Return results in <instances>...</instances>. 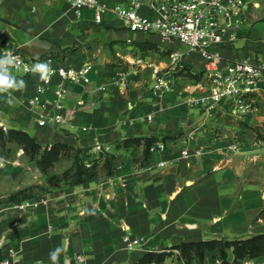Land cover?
I'll return each instance as SVG.
<instances>
[{
	"label": "crops",
	"instance_id": "obj_1",
	"mask_svg": "<svg viewBox=\"0 0 264 264\" xmlns=\"http://www.w3.org/2000/svg\"><path fill=\"white\" fill-rule=\"evenodd\" d=\"M259 2L260 7L246 11L237 41L219 48V67L264 58V0ZM143 12L150 14L147 7ZM6 41L30 59L51 56L58 65L78 67L91 61L97 66L87 90L70 86L72 98L86 99L80 123L95 131L76 136L39 128L25 108L37 81L22 76L15 78L25 82L23 89H10V99L0 96V123L7 130L29 133L44 146L64 142L90 149L93 157L100 153L94 150L100 142L119 160L112 176L102 172L85 184L65 185L62 175L71 160L58 172L54 166L50 178L22 147L10 143V154H0V262L12 250L20 264H133L150 251H172L164 264H207L220 258L216 251L208 252L204 261L186 263L172 248L264 234L261 92L256 94L259 111L253 114H236L232 101L211 110L205 103L190 106L188 98L200 100L209 94L208 61L198 52L154 34L131 32L112 13L97 24L91 10L74 9L63 0H0V50ZM175 51L182 54L184 68L174 72V90L159 96L152 90L154 71H166ZM123 70L129 72L124 95L114 85ZM100 86L107 89L95 90ZM148 114L152 121L144 119ZM128 118L135 122L123 123ZM140 137L157 138L166 150L152 152L143 163L142 146L116 147L122 140ZM234 144L238 150L229 148ZM162 162L166 164L160 166ZM33 186H41L35 195L48 198L47 206L25 212L10 208V195ZM126 232L147 241L128 250ZM253 259L261 262L264 256Z\"/></svg>",
	"mask_w": 264,
	"mask_h": 264
},
{
	"label": "built area",
	"instance_id": "obj_2",
	"mask_svg": "<svg viewBox=\"0 0 264 264\" xmlns=\"http://www.w3.org/2000/svg\"><path fill=\"white\" fill-rule=\"evenodd\" d=\"M74 9H89L93 12L94 21L102 24L107 14H114L131 32L154 34L162 41H177L190 50L198 52L208 61L205 76L209 83V94L203 99L188 98L190 106L206 104L208 110L214 105L226 101L234 103L236 114H253L259 111L256 94L264 95V58H258L256 63L236 61L229 63L226 68L219 67L222 60L219 48L234 44L238 39L239 29L246 22V11L249 7H260V0H126L125 3L112 4V0H63ZM147 7L149 13H144ZM131 42V40H128ZM10 52L17 58L16 64L10 66L13 76H22L36 79L35 92L25 101V108L34 117L39 128L55 132L69 133L82 136L94 132L89 125L81 124L80 118L87 103L83 96L71 97L70 86L74 85L87 90L98 73L97 66L85 62L81 66L56 64L55 58L47 57L43 60H34L26 57L18 47L9 41L4 43L0 50V58ZM182 54L178 51L170 55L171 65L164 71H154L152 90L159 96L174 90L173 77L175 71L184 68ZM38 63H48L54 69L47 81L40 79L38 72L32 68ZM129 72H119L118 80L114 82L118 91L125 94L128 89ZM107 86H100L95 90H106ZM0 96L10 99L9 92L0 93ZM152 121L153 115L145 116ZM134 119H125L123 123L132 125ZM7 130L3 123H0ZM238 150L237 144L230 146ZM97 152H108L109 149L97 142L94 146ZM166 145L157 142L150 148V152L165 151ZM184 156L188 151L184 150ZM166 163H160L164 166ZM123 185L126 186L125 181ZM49 199L45 196L33 197L23 201L11 203L9 206L18 212L37 209L47 206ZM144 236H135L129 232L123 235L126 249L136 250L146 243ZM16 252L3 259L0 264H20L16 260ZM79 261H84L78 256ZM207 264H264L252 258L240 261L216 259Z\"/></svg>",
	"mask_w": 264,
	"mask_h": 264
},
{
	"label": "trees",
	"instance_id": "obj_3",
	"mask_svg": "<svg viewBox=\"0 0 264 264\" xmlns=\"http://www.w3.org/2000/svg\"><path fill=\"white\" fill-rule=\"evenodd\" d=\"M187 74L193 78H198L197 75H193L190 72ZM158 141L159 139L157 138L149 137L128 138L118 142L116 147L127 150L134 148L136 150L137 147L142 146V162L144 163L150 158V148ZM10 143H16L22 147L30 161L35 162L38 168L47 176L56 163L65 159L71 160V167L65 170L62 175V181L65 185L85 184L98 177L102 172H105L107 176H112L116 171V164L119 160V156L110 152H100L98 156L93 157L90 149L76 148L64 142L44 146L25 131L0 129V154L3 157H7L10 154ZM37 189L40 190L41 186L20 190L10 195L7 201L14 203L33 198L36 196L35 190ZM172 249H178L180 257L186 263L191 262L195 258L204 261L206 254L213 251H216V254L220 256L219 259L225 261L229 260L231 255L234 261L246 258L253 259L264 256V234L241 240L213 239L185 242ZM171 254L172 251H150L133 264H164Z\"/></svg>",
	"mask_w": 264,
	"mask_h": 264
},
{
	"label": "clouds",
	"instance_id": "obj_4",
	"mask_svg": "<svg viewBox=\"0 0 264 264\" xmlns=\"http://www.w3.org/2000/svg\"><path fill=\"white\" fill-rule=\"evenodd\" d=\"M16 60L17 58L10 52L0 58V93L7 92L10 89L20 90L26 86L23 80L17 81L15 76L10 72V66L15 65ZM32 71L34 73L38 72L40 74V79L47 81L55 70L52 69L48 63H38L33 66ZM10 102L11 101H9V103ZM57 251H59V249ZM52 259L55 261V253L52 254Z\"/></svg>",
	"mask_w": 264,
	"mask_h": 264
},
{
	"label": "rangeland",
	"instance_id": "obj_5",
	"mask_svg": "<svg viewBox=\"0 0 264 264\" xmlns=\"http://www.w3.org/2000/svg\"><path fill=\"white\" fill-rule=\"evenodd\" d=\"M14 145H16V144H14ZM66 160H67V159L62 160V161H60L58 164L54 165L55 167H54L53 171H54V172H58V171H60V169L66 165ZM48 177H50V178L53 177V178H54V175H52L51 172H50L49 175H48Z\"/></svg>",
	"mask_w": 264,
	"mask_h": 264
}]
</instances>
